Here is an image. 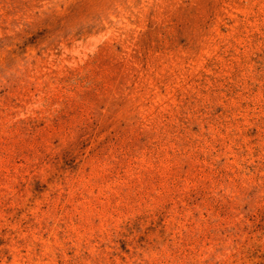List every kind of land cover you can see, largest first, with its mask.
Segmentation results:
<instances>
[{
    "label": "rangeland",
    "instance_id": "1",
    "mask_svg": "<svg viewBox=\"0 0 264 264\" xmlns=\"http://www.w3.org/2000/svg\"><path fill=\"white\" fill-rule=\"evenodd\" d=\"M0 264H264V0H0Z\"/></svg>",
    "mask_w": 264,
    "mask_h": 264
}]
</instances>
